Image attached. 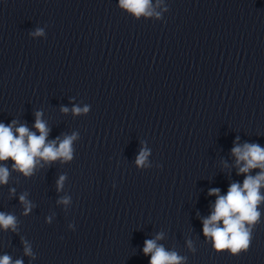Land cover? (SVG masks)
<instances>
[{"label": "clouds", "instance_id": "clouds-1", "mask_svg": "<svg viewBox=\"0 0 264 264\" xmlns=\"http://www.w3.org/2000/svg\"><path fill=\"white\" fill-rule=\"evenodd\" d=\"M119 6L126 9L136 17L152 16L154 10L151 0H119ZM159 16V13H156ZM42 29H37L32 35H42ZM62 111L67 112V108ZM75 114L87 112L74 107ZM34 127L39 131V135L31 132L25 125L15 128V121L10 125L0 123V161L11 159L13 168L23 173L25 176L32 174L33 169L39 160L44 162H54L57 160L71 161L73 156L72 143L76 135L65 136L63 140H53L46 142L49 129L41 119L42 113L37 112ZM59 141V142H58ZM232 155L236 158L237 174H245L242 185L231 183L225 195H220L218 188L209 190V195H216L217 199L210 216L203 220V234L210 238L217 251L230 250L232 254L246 251L251 242V227L255 225L261 216L258 206L264 202V195L260 189L264 187V148L260 145L245 143L242 146L237 144L232 150ZM149 155L147 149H141L136 158L138 166H144ZM260 169V172L252 176L249 173L253 169ZM9 178V170L0 166V184H6ZM65 177L61 176L57 181L58 190L62 187ZM20 202L24 205L25 212L31 211V204L25 196H20ZM68 203L67 199L62 201ZM222 222V225H221ZM16 217L11 214L0 212V228L4 230H16ZM162 239V234L155 240L144 242L143 252L145 255L151 254L149 264H181L182 257L175 252H168L163 246L157 244V240ZM25 254L31 255V249L25 243ZM0 264H23L22 260L13 261L8 255L0 257Z\"/></svg>", "mask_w": 264, "mask_h": 264}]
</instances>
